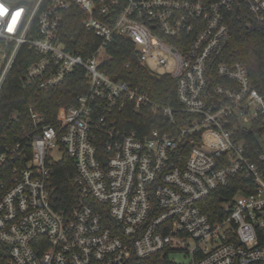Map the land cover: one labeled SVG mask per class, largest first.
<instances>
[{"label":"built area","instance_id":"1","mask_svg":"<svg viewBox=\"0 0 264 264\" xmlns=\"http://www.w3.org/2000/svg\"><path fill=\"white\" fill-rule=\"evenodd\" d=\"M0 10V92L18 61L26 87L79 70L86 87L54 123L29 104L0 134V264H134L173 251L190 264H264V94L239 60L214 63L231 18L248 35L264 0H0ZM68 14L94 37L83 47L96 38L89 54L62 35ZM117 37L175 82L176 104L107 73ZM128 112L155 126L127 129ZM65 156L77 194L57 205L51 178ZM228 186L210 219L202 201Z\"/></svg>","mask_w":264,"mask_h":264},{"label":"trees","instance_id":"2","mask_svg":"<svg viewBox=\"0 0 264 264\" xmlns=\"http://www.w3.org/2000/svg\"><path fill=\"white\" fill-rule=\"evenodd\" d=\"M81 14H68L66 16L62 35L69 44L71 50L80 49L83 54H89L96 46L95 43L89 48L83 47L85 39H92L90 33L86 32L81 25ZM229 33L218 47L220 51L214 57V63L219 61L232 62L239 60L242 62L250 76L255 88L264 94V23L254 24L248 35L239 37L236 30V20L229 21ZM239 51L237 55L235 52ZM106 51L110 59L105 63L107 73L116 79L125 80L133 84L140 83L149 92L150 97L165 105L169 102L177 103L175 97V82L169 76H157L148 69L136 64L134 57V42L131 39L115 38L107 46ZM129 64L125 67V64ZM23 65L18 61L13 67L10 76L5 82L0 92V134L9 125V117L16 111L23 113L32 104L37 110L42 112L49 122L54 123L58 112L65 110L71 105H75V97L84 92V75L79 70L68 76L59 85L48 87L45 90H37L32 86L26 87L23 82ZM127 129L139 128L146 124L144 131L155 126L152 119H143L139 113L128 112ZM246 142L252 141V136L247 137ZM74 165L71 158L65 156L63 160L54 165L51 178L52 200L57 205H66L73 196L77 194V189L73 183ZM235 192L232 186L222 188L202 201L203 210L210 219L215 218L214 212L219 211V217L223 214L221 210V198L229 199ZM134 264H174L167 256L162 257L154 254L150 257L136 258Z\"/></svg>","mask_w":264,"mask_h":264},{"label":"rangeland","instance_id":"3","mask_svg":"<svg viewBox=\"0 0 264 264\" xmlns=\"http://www.w3.org/2000/svg\"><path fill=\"white\" fill-rule=\"evenodd\" d=\"M55 159H60V153H55ZM187 248H191L194 246V241L191 238L186 239ZM169 260L174 264H190L191 257L188 254H185L183 251H173L170 253Z\"/></svg>","mask_w":264,"mask_h":264},{"label":"water","instance_id":"4","mask_svg":"<svg viewBox=\"0 0 264 264\" xmlns=\"http://www.w3.org/2000/svg\"><path fill=\"white\" fill-rule=\"evenodd\" d=\"M134 61H135V63H138V58L134 57Z\"/></svg>","mask_w":264,"mask_h":264},{"label":"snow or ice","instance_id":"5","mask_svg":"<svg viewBox=\"0 0 264 264\" xmlns=\"http://www.w3.org/2000/svg\"><path fill=\"white\" fill-rule=\"evenodd\" d=\"M0 14H3L2 10H0Z\"/></svg>","mask_w":264,"mask_h":264}]
</instances>
